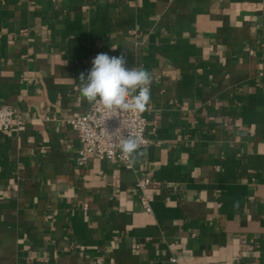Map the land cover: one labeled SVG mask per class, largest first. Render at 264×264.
Masks as SVG:
<instances>
[{"label":"crops","instance_id":"0c3cea01","mask_svg":"<svg viewBox=\"0 0 264 264\" xmlns=\"http://www.w3.org/2000/svg\"><path fill=\"white\" fill-rule=\"evenodd\" d=\"M100 53L153 76L130 164L64 123ZM2 104L0 264H264V0H0Z\"/></svg>","mask_w":264,"mask_h":264},{"label":"built area","instance_id":"2783aa9c","mask_svg":"<svg viewBox=\"0 0 264 264\" xmlns=\"http://www.w3.org/2000/svg\"><path fill=\"white\" fill-rule=\"evenodd\" d=\"M22 123L23 119L16 108L0 105V132L19 128ZM64 123L74 130L82 144L76 157L78 165L85 164L91 156L130 164L132 159L125 157L121 151V140L132 135L137 136L141 141L140 149L150 143L145 135L149 122L143 112L107 111L99 105L89 104L82 114L67 118ZM149 183V178H140L136 185L144 190ZM140 203L145 211H151L144 196Z\"/></svg>","mask_w":264,"mask_h":264},{"label":"clouds","instance_id":"9594fccd","mask_svg":"<svg viewBox=\"0 0 264 264\" xmlns=\"http://www.w3.org/2000/svg\"><path fill=\"white\" fill-rule=\"evenodd\" d=\"M126 64L123 54H97L87 74L80 73L82 97L107 111L144 112L151 99L153 76L143 67L129 68ZM120 147L124 156L133 161L137 155L144 154L140 151V139L134 135L121 140Z\"/></svg>","mask_w":264,"mask_h":264}]
</instances>
